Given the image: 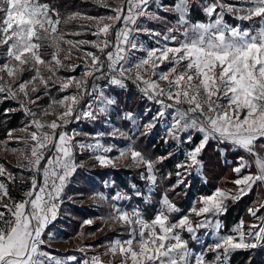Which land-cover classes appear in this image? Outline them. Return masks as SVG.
Returning a JSON list of instances; mask_svg holds the SVG:
<instances>
[{
	"label": "rangeland",
	"instance_id": "1",
	"mask_svg": "<svg viewBox=\"0 0 264 264\" xmlns=\"http://www.w3.org/2000/svg\"><path fill=\"white\" fill-rule=\"evenodd\" d=\"M82 1L108 13L101 18L73 13L86 23L64 33L60 15L46 0H0V90L27 115L23 127L0 140V264H224L237 251L263 248L264 152L252 150L259 156L258 168L251 162L241 177L233 172L235 187L192 199L188 210L171 201L163 189L155 217L148 221L145 208L154 205L163 186L157 170L162 159L146 158L135 148L134 136L158 135V141L180 149L198 142L199 136L205 140L188 114L195 105L204 112L202 117L194 112L199 120L213 124V115L225 111L226 82L204 80L211 73L217 78L229 65L223 55L233 45L264 51V13L251 21L247 37L240 40L233 29L249 24L230 20L232 28L226 27L222 40L218 34L226 23H218L215 15L226 8L241 13L235 7L240 0H204L205 23H193L190 0H180L167 9L175 15L165 33L152 27L162 19L164 0ZM105 69L111 73L109 83L90 87ZM177 78L182 79L179 85ZM118 90L140 96L142 116L120 111L113 95ZM234 113L224 119L231 126L250 120L244 109ZM260 119L253 128L241 125L242 134L232 139L234 143L241 144L235 139L242 137L264 139L258 132L246 135L259 131ZM91 125L94 132L86 130ZM196 131L200 135L193 139ZM218 156L224 165L221 153ZM199 159L206 179L203 150ZM232 160L235 167L237 158ZM182 166L172 174L171 190L185 193L193 166L191 162ZM96 168L143 169L141 185L130 181L126 187L109 178L103 191L78 194L70 188L78 172ZM250 185L252 222L240 219L226 231L222 216L239 201L229 191ZM69 204L93 208L98 216L85 220L79 233L65 239L56 222ZM96 223L94 230L89 229Z\"/></svg>",
	"mask_w": 264,
	"mask_h": 264
},
{
	"label": "trees",
	"instance_id": "2",
	"mask_svg": "<svg viewBox=\"0 0 264 264\" xmlns=\"http://www.w3.org/2000/svg\"><path fill=\"white\" fill-rule=\"evenodd\" d=\"M180 0H164L163 6L165 8L162 13L161 20L156 19L152 22V27L161 33H165L167 25L171 23V19L174 18V11L167 9H173ZM52 9L57 10L60 15V31L64 33L77 31L81 27L80 24L86 23L82 17H72L71 14L78 13L79 15H87L91 18H101L108 12L94 4L93 2H87L82 0H46ZM206 3L204 0H190L189 4V18L193 23H205L208 21V17L205 13ZM236 24V22H233ZM166 25V26H165ZM116 38V37H115ZM107 68V67H106ZM111 73L108 70H104L101 73L100 79L92 81L90 87L95 83H102L103 86L109 83ZM129 83V82H128ZM129 85L132 87L131 83ZM113 95L116 97L118 107L121 112H138L143 115V104L140 101V96L137 97L131 92L114 91ZM144 117V116H143ZM27 123V115L23 109H21L13 99L4 97L0 90V140H5L9 135L23 127ZM98 124V121L96 122ZM126 127H130L131 124L124 122ZM86 130L94 132V125L86 126ZM135 148L138 149L151 160L161 158L162 161L157 164V170L162 178L163 186L159 188L155 198L154 205L147 207L146 218L148 221L154 219L157 207L159 205V198L163 189H166L168 197L171 201L175 202L183 210H188L190 201L199 196H209L217 188H230L235 187L234 173L232 171L233 166H224L219 159V152L214 151V143L208 142L207 146L203 149V159L206 165V183H201L200 180H194L191 182L186 192L181 190H171L173 185V172H176L177 165L182 162V156L177 155L176 152L169 148L163 141H158V135L152 136L149 139L142 135H135ZM255 150L262 154L264 152V140L260 139L254 145ZM229 158L236 159L240 154H228ZM49 159V155L46 156V161ZM141 170L130 168H117V169H99L87 170L78 172L73 180L70 188L78 192V194H86L87 192L93 193V191L104 190V182L112 178L114 183L122 184L129 187L130 181L141 185L140 172ZM114 186L110 190L111 196L114 195ZM181 193V194H180ZM254 202V193L244 196L238 202L230 205L227 213L222 216V221L225 226V230L228 231L239 223L240 219H244L247 224L252 222V219L248 215V208ZM259 205V204H258ZM59 220L56 222L57 226H60L62 235L65 239H70L82 228V223L91 218H96L98 213L88 206H78L69 204L66 206ZM263 214V209H260ZM95 226L89 229H95ZM224 264H264V247L261 249H249L240 250L230 255L228 261Z\"/></svg>",
	"mask_w": 264,
	"mask_h": 264
},
{
	"label": "crops",
	"instance_id": "3",
	"mask_svg": "<svg viewBox=\"0 0 264 264\" xmlns=\"http://www.w3.org/2000/svg\"><path fill=\"white\" fill-rule=\"evenodd\" d=\"M261 3V4H259ZM233 4L231 5V7ZM236 8L241 10V13L239 10L237 12H234V10H231L234 12L233 14L228 11L226 8L224 10H220L216 15V21L220 23L222 20H225L226 25L224 26V29H221V33L218 34V37L221 36V39H224L225 34H227V28H232V25H229L228 22L230 20L236 21L239 20V22H246L248 27L242 29V30H235L233 29V32L236 33V35L240 38L247 37L248 34V28L251 26V21L255 18L262 17L264 13V0H240V3L235 6ZM245 11V12H244ZM264 18V17H263ZM215 21V20H214ZM231 33V31H230ZM237 36H234L235 38ZM238 40V39H237ZM235 42L236 39H233ZM230 44L233 45V42ZM225 45H229L225 43ZM242 44L239 43V46ZM199 51V50H198ZM229 53L220 54V56L223 55V60H229V57L232 60V64L225 67V70L227 71V75L224 78L223 82H226V86L228 88L227 94H229L228 99H225V111L219 112V115L215 114L213 115L215 118H213V124L220 126L223 128V131L227 129V125L222 123L220 119L225 118L227 114L234 116L237 115V113H234L235 110L239 112L240 109H244L247 111V117L250 116V120H244L240 122L238 125L236 123L235 126H231V132L234 136H236L242 129L241 125L253 128L255 126L256 121L259 120L261 117V105L264 103V51L260 52L259 50L256 51L254 48L246 47H238V46H231L229 48ZM230 53H232V56H230ZM193 55H198V53H194ZM221 60V61H223ZM206 75V74H205ZM212 76V73L208 75L207 79L204 80V82L208 83H218L215 80L209 81ZM173 81V80H172ZM182 82L181 78H177L176 83L179 85V83ZM192 85H194L191 80L188 81ZM187 82V83H188ZM222 82V81H220ZM169 81L166 82V86ZM186 84V82H185ZM212 86H216V84H212ZM168 93V92H167ZM226 100H228L226 102ZM194 103V102H193ZM233 104H235L233 106ZM197 106V105H196ZM191 109V108H190ZM192 109L194 112L201 116L204 115V112H202V108H199L198 110L195 108V105L192 106ZM206 114V113H205ZM207 115V114H206ZM211 116V117H213ZM220 122H217V121ZM236 122V121H235ZM201 137V136H200ZM239 141H238V140ZM235 139L237 142H241V144L246 145L248 147L255 145L256 142L260 139L255 140L253 137H242ZM264 140V139H263ZM207 141V138H204L201 140L202 145H204ZM234 142V141H233ZM254 147V146H253Z\"/></svg>",
	"mask_w": 264,
	"mask_h": 264
},
{
	"label": "built area",
	"instance_id": "4",
	"mask_svg": "<svg viewBox=\"0 0 264 264\" xmlns=\"http://www.w3.org/2000/svg\"><path fill=\"white\" fill-rule=\"evenodd\" d=\"M228 64L231 65L232 61L228 60ZM226 75H227V71L225 70V67H224L223 70L220 71L217 78H215L214 75H212L211 78L215 81H216V79L223 81L224 78L226 77ZM260 107H261V117H260L261 119L258 123L259 131H255V132L246 131L247 136H253V135L257 134V132H258L262 135L261 137H264V103ZM188 116L190 118H192L196 124L199 125L198 130L205 134V136L207 138V141L204 144L205 147L208 144V142H210V141L213 142L214 145H216L217 152L221 153V157H222V160H223V163L225 166L226 165H228V166L234 165V161L231 158H229L228 150L225 149L224 147L230 148L231 153L232 152L241 153V155L236 160L237 165L235 167L233 166V168H234L233 172L236 174V176H240L242 174L243 170H247V166L250 165L251 162H252V164L254 163L256 168H258L256 162L259 161V156L256 155L257 153H254L252 151V150H254V147H253L254 145L252 144V146L248 147V146L243 145V144H235L232 139H234V137H240L242 133L234 136L231 132L232 131L231 125L224 120V119H227L226 117L220 119L222 123L227 125V129H225L223 131V129L220 126L213 125L212 122L210 124L209 123L206 124L205 122L200 121L199 117L194 112H193V114H191V113L188 114ZM197 134H199V132L191 135V137L193 139H195V137L198 136ZM201 140H202V137H200V140L198 142H196L194 144H190L188 146V148H186V149L185 148L180 149L178 147L172 148L176 152L177 155H181L183 157L182 162L180 164H178L177 167L188 164V162L192 163L193 169L191 170V173L186 177V179H187L186 185L188 188H189L191 182H193L194 180H200L201 183H204V184L206 183V179H204L203 176L201 175L202 170H203V166L200 164L201 161L199 159V155H200L201 150H203L205 148L204 145L201 144ZM186 141H187L186 143H189L188 141H190V139H187ZM165 144L168 146L167 143H165ZM244 156H247V158ZM239 178L237 177V179H239ZM234 184H237L236 180L234 181ZM242 185H245V183H243ZM252 190H253V185H250V188H248V189L246 187L239 186L238 191L235 192L234 190H232L229 192L231 193L230 195L232 198H234L235 200H237V199L240 200L244 196L250 195ZM218 192H220V191L218 190ZM215 193H216V191H214L209 196H212ZM225 211H226V209H225ZM216 224L219 227L220 221H217ZM212 230L217 231L215 227H213Z\"/></svg>",
	"mask_w": 264,
	"mask_h": 264
}]
</instances>
